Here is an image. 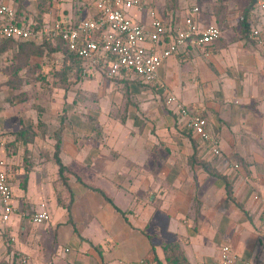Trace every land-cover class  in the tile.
<instances>
[{
    "label": "crops",
    "instance_id": "0c3cea01",
    "mask_svg": "<svg viewBox=\"0 0 264 264\" xmlns=\"http://www.w3.org/2000/svg\"><path fill=\"white\" fill-rule=\"evenodd\" d=\"M140 1L142 8L131 11L135 22L149 27L153 10L167 26L157 50L175 38L195 6L200 25L225 30L206 48L180 47L153 84L129 74L131 81L160 91L147 88L137 95L139 106L126 111L125 120L101 100L98 89L122 88L120 81L107 77L90 81L82 76L74 87L85 90L82 99H76L74 88L56 94L44 113L28 110L8 94L0 97V134L22 128L45 134L32 143V168V162L26 167L5 152L12 167L15 212L3 222L0 202V264H166L163 247L172 243L181 246L189 264L218 261L224 246L231 248L236 264H264V44L245 36L239 25L251 0H176L170 9L169 0ZM24 2L21 7L15 0H0V5L14 8L16 21L19 17L33 26L56 20L76 26L97 14L88 0H50L48 8H40L39 22L28 14H39V0ZM255 23L264 29L261 15L256 14ZM56 55L65 57L62 51ZM168 95L209 120L222 159L209 154L207 145H193L182 122L162 104ZM63 106L67 120L57 124L63 128L59 157L71 171L70 210L59 206L55 196L56 141L48 135L57 128L50 124L60 115L55 108ZM42 123L47 132L40 131ZM199 160L226 178L235 202L228 199L225 182L199 167ZM45 209L50 221L35 224L34 215Z\"/></svg>",
    "mask_w": 264,
    "mask_h": 264
},
{
    "label": "built area",
    "instance_id": "2783aa9c",
    "mask_svg": "<svg viewBox=\"0 0 264 264\" xmlns=\"http://www.w3.org/2000/svg\"><path fill=\"white\" fill-rule=\"evenodd\" d=\"M95 8V17L83 19L76 26H66L62 21L41 27L19 25L16 22V11L6 5H0V38L5 40L43 43L46 40L61 39L69 50L79 56L86 70L83 77L100 66L105 77L112 79L119 75L134 74L144 84L157 81L161 66L176 54L180 47L195 45L206 48L218 41L221 30L218 26L200 25L196 18L200 8L195 6L185 16L183 25L177 29L175 38L167 46L157 50L155 45L165 41L167 26L157 13L149 11L151 21L149 27L137 23L131 16L134 8L141 9L140 0H88ZM264 18V0H256L255 12L249 19L252 27L250 37L264 44V29L257 26L255 16ZM150 44V46H148ZM166 106L178 116L184 127H187L199 144L207 145L213 157L222 159L220 144L210 130L209 120L198 110L191 109L174 95L166 97ZM5 142H0V202L3 222L10 221L15 212V200L10 175L12 167L7 161ZM238 170V163L232 164ZM259 199V197L256 196ZM50 214L45 209L33 217L35 224L50 221ZM23 264H28L23 261ZM133 264H154L145 260ZM198 264H236V258L229 246H224L220 258L215 262L201 261Z\"/></svg>",
    "mask_w": 264,
    "mask_h": 264
},
{
    "label": "rangeland",
    "instance_id": "374dc122",
    "mask_svg": "<svg viewBox=\"0 0 264 264\" xmlns=\"http://www.w3.org/2000/svg\"><path fill=\"white\" fill-rule=\"evenodd\" d=\"M16 4L18 6L22 7V4L25 5V0H15ZM22 4H21V3ZM32 2V1H31ZM177 1L176 0H169L168 1V7H172V4L174 5ZM50 0H39L37 6V10L39 11V14L36 15L33 12H29L30 16H33L37 21V16H40V8H48L49 7ZM241 17H239V21H241ZM40 22V21H39ZM38 25H41L38 23ZM240 25V23H239ZM220 27L222 31L225 30V27L221 25H217ZM241 27V25H240ZM5 44L7 46V49L0 53V97H4L5 95H10V99L13 98V102H16L17 104L24 103L28 110L36 109L39 113H44L46 111V108L49 107L53 102L56 101V96L58 94H67L70 92L77 84L80 83V80L77 79V75L71 76L70 78V84H66L63 81V78L60 76L62 68L66 64L65 57L59 58L56 53L58 51H62L65 55L66 52L61 47V45L58 42H52L50 40H47L45 44L40 46H20V42H7L4 39L0 38V47L1 45ZM25 45V44H24ZM101 70L92 72L93 74L90 75L89 79L90 81L95 80V78L99 77L100 79H104L103 81H106L105 76H102ZM100 72V73H99ZM83 80V79H82ZM109 81V80H108ZM113 82H118L116 79L112 80ZM122 85V88L120 87L117 90H110V89H98L99 94H103L101 97L102 102L104 103V106L107 107L113 112L119 111V119L125 120L126 111H130L133 107H138V103L134 100L137 99L138 96H142L143 91H147V87L144 85H139L138 82L131 81L129 79V85L125 86L122 84V82H119ZM131 83V84H130ZM137 84L138 90H134V85ZM93 85L90 84L89 87H92ZM133 87V90H132ZM93 88V87H92ZM144 88V89H142ZM127 89V90H126ZM74 91H77V98L78 100L82 99L80 98V95L83 91L82 88H74ZM95 88L91 90L92 93H94ZM118 92V96L115 95V92ZM151 91L155 94L158 93V90L152 89ZM87 93V92H86ZM55 94V95H54ZM57 94V95H56ZM2 95V96H1ZM12 95V96H11ZM90 99L93 98L92 96L89 97ZM87 98V99H89ZM92 102L91 100H88ZM110 101L108 104L105 102ZM162 104H164L163 99L161 100ZM63 103V100H62ZM49 105V106H48ZM63 105V104H62ZM53 106V104H52ZM51 106V107H52ZM66 106V103L64 104ZM60 108L56 107L55 111H60V115H57V119L54 123H50L53 125L52 127H57L58 125H61V123L65 124L67 117H66V108ZM3 108L0 107V111ZM51 109V108H50ZM54 109V107L52 108ZM54 119V118H53ZM56 124V126H55ZM43 127H46V124L42 123L40 125V131L42 133L47 132V130H44ZM52 128V129H53ZM59 130V126L55 129L49 132L48 135H50L51 141L56 140L55 138V132ZM45 137V134H35V140L33 142V146H35L36 139H38V142H41L42 138ZM53 142V143H54ZM44 143H46V139H44ZM32 144L28 145L26 148L23 146L22 143H15L8 145V155L11 160L14 162L21 159L25 163V166L28 167L29 163L32 162V159L29 156H32ZM199 159V158H198ZM202 161V162H201ZM207 162L203 160L198 161V166L202 167L205 164V168L208 167L210 170L216 172L219 174L215 169H213L210 165L206 166ZM34 166V163L32 162L30 165ZM202 167V168H204Z\"/></svg>",
    "mask_w": 264,
    "mask_h": 264
},
{
    "label": "trees",
    "instance_id": "16d2710c",
    "mask_svg": "<svg viewBox=\"0 0 264 264\" xmlns=\"http://www.w3.org/2000/svg\"><path fill=\"white\" fill-rule=\"evenodd\" d=\"M255 4H256V0H251L250 5L244 10V12L242 14V19L240 21L243 34H245V36H247V37H249L251 35L250 33H252V27L248 24V19L255 12ZM16 22L19 25H22L24 23L23 20H21L19 17H18V20ZM41 26H43V25H34V27H41ZM167 40H168V38H167ZM6 41L11 42V43L15 42L13 40H6ZM50 41L58 42L61 45V47L64 49V51L66 52V54H65L66 64L62 68V71H61L62 74H60V76L63 78L64 83L70 84V82H71L70 78L72 79L71 76H75V75H77L76 77L78 80H81V78H83L82 77L83 72H84V70H86V67L83 65V62L81 61L79 56L77 54L71 52L69 50V47L66 45V43H64L61 39L50 40ZM20 43H23V44H20V46H22V47L28 46V45H31L34 47L40 46V45H36L35 43H32V42H20ZM6 49H7V46L5 44L1 45L0 53H3ZM99 68H100V66H99ZM103 74L106 75L105 73H103ZM90 75H88L86 77L89 78ZM128 75L129 74L123 73V74L119 75L118 77L112 78L110 80L116 79L117 81L122 82V84H124L125 86H128L129 85V76ZM153 89L160 91L158 89V87H156V86ZM163 101H164V99H163ZM164 106L168 107V106H166L165 103H164ZM169 112H171L172 114L174 113L170 108H169ZM173 115H175V114H173ZM175 116L178 118L177 115H175ZM183 131L193 141V145L197 149H198L199 145L201 147H203L201 144L195 143L196 141L194 139H192V132L187 127H185ZM62 134H63V128H60L58 131L55 132V138H56L55 141L56 142L54 145L53 160L55 161V164L58 166V179L55 182L54 188H55V192H56L55 196L57 197V201H58L59 206L65 208L67 210H70L71 204L73 202V196H72L73 193H72V190L70 188V173H71V171L62 163V161L59 157V155L61 153ZM34 140H35V134L31 133V131H29L25 128H22L21 130H19L17 132L0 134V142H5L7 154L9 153L8 145H11V144L13 145L15 143H22L23 146L26 148L29 144H32L34 142ZM7 161L9 162V160H7ZM204 166H205V164H204ZM204 166L202 165V167H204ZM204 170H206L213 177L221 179L225 182L226 193H227L228 199L235 202L234 198L232 196V193H231L232 188H231L229 182L226 180V178L224 176H222L221 174H217L216 172L210 170L208 167H206V168L204 167ZM163 248H164V251L166 253V264H189L181 246L178 243L168 244V245H165Z\"/></svg>",
    "mask_w": 264,
    "mask_h": 264
}]
</instances>
